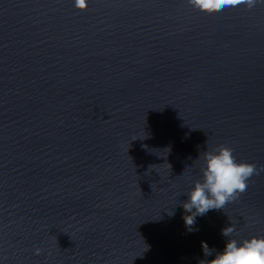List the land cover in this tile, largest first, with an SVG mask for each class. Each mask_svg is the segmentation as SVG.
<instances>
[{
    "label": "water",
    "instance_id": "95a60500",
    "mask_svg": "<svg viewBox=\"0 0 264 264\" xmlns=\"http://www.w3.org/2000/svg\"><path fill=\"white\" fill-rule=\"evenodd\" d=\"M221 144L264 166V3L0 0V264H199L264 237V172L186 227Z\"/></svg>",
    "mask_w": 264,
    "mask_h": 264
},
{
    "label": "clouds",
    "instance_id": "9594fccd",
    "mask_svg": "<svg viewBox=\"0 0 264 264\" xmlns=\"http://www.w3.org/2000/svg\"><path fill=\"white\" fill-rule=\"evenodd\" d=\"M200 12L215 14L229 7L243 5L249 10L264 0H187ZM74 5L81 11H87L89 0H74ZM205 166L201 169L203 179L197 180L194 187L187 193L189 199L182 207L186 213L183 217L189 231L193 230L197 216H203L208 211L224 209L231 202L237 201L249 187L253 176L264 172V166L257 167L255 163L237 162L234 150L224 144L204 152ZM170 165V164H169ZM171 166V165H170ZM171 214V213H170ZM235 225L222 229V235L231 237ZM206 256L213 253L207 242H201ZM36 255H42L43 250L36 248ZM199 264H264V237L253 236L239 242L228 239L222 252H216L215 258L201 260Z\"/></svg>",
    "mask_w": 264,
    "mask_h": 264
}]
</instances>
